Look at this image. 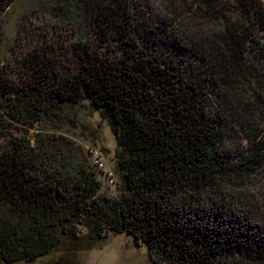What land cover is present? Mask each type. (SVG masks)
Returning a JSON list of instances; mask_svg holds the SVG:
<instances>
[{"label": "trees", "instance_id": "trees-1", "mask_svg": "<svg viewBox=\"0 0 264 264\" xmlns=\"http://www.w3.org/2000/svg\"><path fill=\"white\" fill-rule=\"evenodd\" d=\"M155 1L59 0L93 43L0 63V264L124 233L151 264H264V2ZM85 101L116 139L115 197L69 141L29 137Z\"/></svg>", "mask_w": 264, "mask_h": 264}, {"label": "rangeland", "instance_id": "rangeland-1", "mask_svg": "<svg viewBox=\"0 0 264 264\" xmlns=\"http://www.w3.org/2000/svg\"><path fill=\"white\" fill-rule=\"evenodd\" d=\"M58 1L16 0L6 12L0 14L1 66L18 73L23 55L26 56L28 51L31 52L45 44L61 63L68 66L72 64L70 45L77 38L81 37L85 43H93L91 30L85 31V23L83 28L76 27L70 15L66 13L68 10L63 7L62 10L56 8ZM154 3L158 10L167 12L166 7L169 5L167 0H156ZM173 5L169 6L170 10L173 9ZM181 5L183 10L187 8V2L178 0L176 6ZM16 78L21 81L18 76ZM15 135L21 137L24 131H15ZM54 135L66 139L73 145L76 152L74 155L78 160L86 159L92 164L98 172L102 193L112 197L117 195L120 179L117 170L116 139L108 122L102 119L87 101L77 107L66 108L60 120L38 124L29 132V137L37 136L36 139L39 137L48 139ZM5 143L1 141L0 147ZM94 150L100 152L105 166L100 172L91 159V151ZM256 184L252 189L254 193L259 188L264 191V181L258 182L257 187ZM18 264H151V258L146 245L138 246L130 235L124 233L117 236L106 235L96 244L85 246L79 251H75L71 245H63L60 250L49 256L32 263Z\"/></svg>", "mask_w": 264, "mask_h": 264}, {"label": "built area", "instance_id": "built-area-1", "mask_svg": "<svg viewBox=\"0 0 264 264\" xmlns=\"http://www.w3.org/2000/svg\"><path fill=\"white\" fill-rule=\"evenodd\" d=\"M91 159H93V165L99 170H102L105 167L102 161V156L98 150L91 151ZM111 183H112V180H111Z\"/></svg>", "mask_w": 264, "mask_h": 264}, {"label": "water", "instance_id": "water-1", "mask_svg": "<svg viewBox=\"0 0 264 264\" xmlns=\"http://www.w3.org/2000/svg\"><path fill=\"white\" fill-rule=\"evenodd\" d=\"M263 2H264V0H263Z\"/></svg>", "mask_w": 264, "mask_h": 264}]
</instances>
